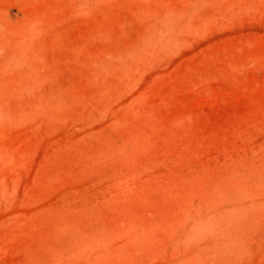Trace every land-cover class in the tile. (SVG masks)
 <instances>
[{
  "label": "rangeland",
  "instance_id": "obj_1",
  "mask_svg": "<svg viewBox=\"0 0 264 264\" xmlns=\"http://www.w3.org/2000/svg\"><path fill=\"white\" fill-rule=\"evenodd\" d=\"M0 264H264V0H0Z\"/></svg>",
  "mask_w": 264,
  "mask_h": 264
}]
</instances>
